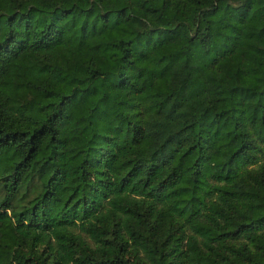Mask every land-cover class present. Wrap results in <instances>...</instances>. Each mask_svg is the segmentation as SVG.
<instances>
[{
    "label": "trees",
    "instance_id": "1",
    "mask_svg": "<svg viewBox=\"0 0 264 264\" xmlns=\"http://www.w3.org/2000/svg\"><path fill=\"white\" fill-rule=\"evenodd\" d=\"M0 264H264V0H0Z\"/></svg>",
    "mask_w": 264,
    "mask_h": 264
}]
</instances>
